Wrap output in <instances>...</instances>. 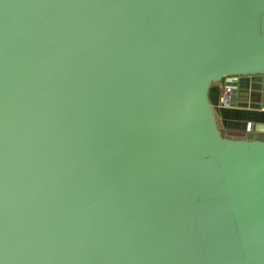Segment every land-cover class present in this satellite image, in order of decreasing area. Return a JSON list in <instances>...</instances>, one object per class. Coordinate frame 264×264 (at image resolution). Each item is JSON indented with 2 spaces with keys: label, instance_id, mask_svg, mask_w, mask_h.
Returning a JSON list of instances; mask_svg holds the SVG:
<instances>
[{
  "label": "water",
  "instance_id": "water-1",
  "mask_svg": "<svg viewBox=\"0 0 264 264\" xmlns=\"http://www.w3.org/2000/svg\"><path fill=\"white\" fill-rule=\"evenodd\" d=\"M219 81L264 107V0H0V264H264Z\"/></svg>",
  "mask_w": 264,
  "mask_h": 264
},
{
  "label": "crops",
  "instance_id": "crops-1",
  "mask_svg": "<svg viewBox=\"0 0 264 264\" xmlns=\"http://www.w3.org/2000/svg\"><path fill=\"white\" fill-rule=\"evenodd\" d=\"M224 81L214 82L209 89V98L214 106L215 116L220 131L233 137H253L264 139V128H256L257 122H264V107L241 106L238 104L222 105L219 101ZM251 122L250 129H246Z\"/></svg>",
  "mask_w": 264,
  "mask_h": 264
},
{
  "label": "built area",
  "instance_id": "built-area-1",
  "mask_svg": "<svg viewBox=\"0 0 264 264\" xmlns=\"http://www.w3.org/2000/svg\"><path fill=\"white\" fill-rule=\"evenodd\" d=\"M229 87H225L219 96L220 104L222 105H228L229 104ZM251 122H247L246 129H250Z\"/></svg>",
  "mask_w": 264,
  "mask_h": 264
}]
</instances>
